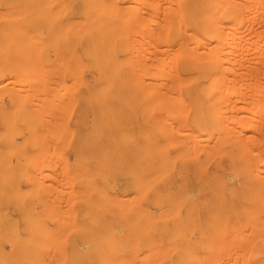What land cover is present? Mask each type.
<instances>
[{
  "label": "rangeland",
  "instance_id": "rangeland-1",
  "mask_svg": "<svg viewBox=\"0 0 264 264\" xmlns=\"http://www.w3.org/2000/svg\"><path fill=\"white\" fill-rule=\"evenodd\" d=\"M0 264H264V0H0Z\"/></svg>",
  "mask_w": 264,
  "mask_h": 264
},
{
  "label": "bare ground",
  "instance_id": "bare-ground-1",
  "mask_svg": "<svg viewBox=\"0 0 264 264\" xmlns=\"http://www.w3.org/2000/svg\"><path fill=\"white\" fill-rule=\"evenodd\" d=\"M182 2V1H181ZM175 3H177V4H179V2H175ZM176 4V5H177ZM185 12V11H184ZM176 14V13H175ZM180 15V14H179ZM180 16H178V18H179ZM182 17V16H181ZM175 18H176V16H175ZM177 19V18H176ZM179 19H181V18H179ZM182 20V22L184 23V21H183V18L181 19ZM195 23H197V24H201L202 22L201 21H207L206 23H208V22H210V20H209V17L208 18H202L201 16H199V15H197V16H194L193 17V19H192ZM168 21V20H167ZM182 23V24H183ZM205 23V24H206ZM178 24V23H177ZM181 24V25H182ZM165 25V24H164ZM161 26V25H160ZM176 26V25H175ZM179 27H180V23H179ZM169 28V27H168ZM175 30H164L163 29V36H164V34L166 35V33H167V36H166V40H165V45H168V46H174L175 45V38H173V39H171V40H169L170 39V37H169V35L171 34V32H176L177 33V30H179V29H177V27H175L174 28ZM180 30H181V28H180ZM186 30V29H185ZM162 31V30H161ZM180 32H182V31H180ZM178 35V34H177ZM188 36H189V34H188ZM195 37H197V36H195ZM189 38V37H188ZM186 39V38H185ZM185 39H183L182 41L183 42H185ZM179 40V39H178ZM192 40V39H191ZM191 40H190V42H191ZM187 41L188 40H186V43H187ZM178 42H180V41H178ZM189 42V41H188ZM188 45V44H187ZM180 46V45H179ZM183 46V45H182ZM186 46V45H185ZM184 46V48H187V47H185ZM180 48V47H179ZM183 50V49H182ZM179 51V50H178ZM185 50H183V52H184ZM164 53V57H165V53H166V51H164L163 52ZM181 54V53H180ZM175 55V57H177L176 55H178V54H174ZM163 57V58H164ZM245 60V59H244ZM165 61H167V59L165 58ZM248 62V61H247ZM165 64H166V62H164ZM175 65L176 64H174V69H175ZM169 68H171V69H169ZM173 67H168V70H170V71H167V67L165 66V65H163V68H162V73H163V88H164V90H170V89H175V88H178V83L179 82H176V80H173V81H171L172 79H174L175 77H176V75H177V73H176V71L174 72V69H172ZM176 70V69H175ZM162 73H160V74H162ZM159 74V75H160ZM175 74V75H174ZM246 75V74H245ZM162 76V75H161ZM172 76V77H171ZM173 76H175L174 78H173ZM160 77V76H159ZM171 78V79H170ZM182 78H184V77H182ZM245 78V77H244ZM157 79V78H156ZM159 79V78H158ZM158 81V80H157ZM172 82V85H170L171 84V82ZM169 82H170V84H169ZM240 82V81H239ZM238 82V83H239ZM108 83V82H107ZM184 83V82H183ZM183 83H182V85H183ZM190 83V82H189ZM245 83H247V82H245ZM154 85V84H153ZM152 85V86H153ZM187 85V84H186ZM247 85H249V84H247ZM105 86V85H104ZM151 86V85H150ZM155 86V85H154ZM251 86V85H250ZM249 86V88H251ZM111 87V86H110ZM147 87H149V86H147ZM253 88V87H252ZM111 89V88H110ZM109 89V90H110ZM151 89H153V87H151ZM150 88H149V90H151ZM153 91H155V90H153ZM106 92V91H105ZM168 93H170V92H168ZM257 94V93H256ZM163 95V94H162ZM258 109V108H257ZM256 109V110H257ZM261 112V111H260ZM257 114H258V110H257ZM258 116V115H257ZM259 124V123H258ZM261 125V124H260ZM258 126V125H257ZM261 127V126H260ZM255 128H257V127H255ZM259 128V127H258ZM257 128V129H258ZM193 136V135H192ZM194 138V137H193ZM196 139V138H195ZM199 139V138H198ZM190 140V139H189ZM196 142H197V144L199 143L198 142V140H196ZM194 144H196L195 142H194ZM196 144V147H198V145ZM200 145V144H199ZM200 147V146H199Z\"/></svg>",
  "mask_w": 264,
  "mask_h": 264
}]
</instances>
